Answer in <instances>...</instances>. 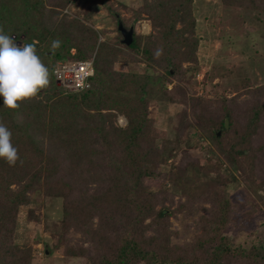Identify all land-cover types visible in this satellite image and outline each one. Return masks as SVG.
<instances>
[{
    "label": "trees",
    "instance_id": "obj_1",
    "mask_svg": "<svg viewBox=\"0 0 264 264\" xmlns=\"http://www.w3.org/2000/svg\"><path fill=\"white\" fill-rule=\"evenodd\" d=\"M71 4L72 0H0V28L16 42L34 43L49 70V85L35 98L15 110L2 107L0 100V123L12 132L19 156L12 166L0 160V264H34L31 247L14 245L13 236L20 208L28 206L35 193L61 200L56 246H64V257L85 259V264H264V245L231 248L221 235L234 213L229 200L198 186H186L179 196L171 190L172 172L161 169L163 150L150 146L147 115L150 98L183 105L182 119L187 120L190 110L187 138L193 132L198 144H212L222 156L213 158H224L229 165L209 167V173L182 152L179 169L184 183H202V174L234 182L238 170L264 183V85L214 100L187 94L179 84L185 81L187 86L191 81L186 75L200 70L192 16L198 8L208 13L219 6L237 9L248 22L264 23V0H142L134 7L135 20L144 13L153 32L144 37L132 31L131 43L123 45L126 51L115 42L97 44L95 29L63 15ZM53 40L60 41L58 48L51 47ZM69 50H76L77 60L95 52L90 87L81 92H64L52 75L56 64L70 57ZM124 55L145 65V73L114 69ZM186 62L191 65L183 68ZM153 68L162 71L161 84L155 85L156 78L149 74ZM174 81L177 84L167 93ZM107 110L123 115L126 127H117L116 115L104 113ZM183 127L180 122L175 138ZM160 178L167 183L151 184ZM198 211L201 215L193 222L199 233L189 242L171 244L170 237L177 234L170 230V218L179 212L192 217ZM70 231L80 239L72 243Z\"/></svg>",
    "mask_w": 264,
    "mask_h": 264
},
{
    "label": "rangeland",
    "instance_id": "obj_2",
    "mask_svg": "<svg viewBox=\"0 0 264 264\" xmlns=\"http://www.w3.org/2000/svg\"><path fill=\"white\" fill-rule=\"evenodd\" d=\"M141 1L72 0V4L61 12L69 17H77L84 24L95 29L99 34L97 44L115 42L119 50L126 51L123 46L125 44L122 42L123 36L118 32L117 22H120V27L124 26L127 31L132 29L135 35L147 37L153 32L147 15L141 13L140 19L135 20V15L138 13L134 14V7L137 2ZM204 1L216 3V0ZM192 16L194 18L196 16L194 19L196 26L193 28L194 37L198 39L196 60L200 70L194 75L190 72L186 75L185 78L191 81L187 86L185 81L179 83L181 86L184 85L187 94L215 100L219 96L232 98L247 89L264 85V23L256 19L248 22L239 10L220 6L215 8L212 13L204 12L202 8H198ZM71 52L69 50V56L73 55ZM90 58H93L94 61L95 52L91 54ZM189 64L186 62L182 67L186 68ZM113 68L132 70L139 74L146 71L145 65L141 62L130 61V57L127 55L119 56ZM149 74L156 78L155 85L161 84L159 76L163 73L160 69L153 68ZM176 84L175 81L169 84L166 87L167 93L171 92ZM171 96L169 95V97ZM243 97L245 96L240 98ZM168 101H166L169 103L166 108L162 106L166 102L156 98H150L147 104L148 122L151 128L148 139H150V146L153 150H163L161 169L163 171L170 170L173 175V178L168 181V186H171V190L176 195L178 193L183 195L186 186H198L201 191L210 189L217 198L229 200L234 213L221 235L227 239L231 248L240 247L248 250L253 246L264 245V183H257L255 179L243 174L240 170L233 174L236 180L234 182H227L226 176L217 177L215 174H209L207 178H204L202 174V183L195 185L193 182L184 183L180 179L182 171L179 169L181 168L182 152H186L188 156L194 158L200 169L207 168L209 173H212L209 167L218 169L217 166L228 167L229 165L224 158H219V160L213 158L217 155L221 156V154L212 144L208 142L198 144L194 139L193 132L188 137L189 139L187 138L190 110L186 111L185 119L187 120H184L181 110H186V107L181 104L174 106L171 105L170 100ZM85 112L94 113L89 110H85ZM104 113H113L116 115L115 125L120 128L126 127L127 120L123 115L109 110ZM180 122L184 125L183 133L177 139L173 132L175 133ZM189 130L192 128L189 127ZM211 149H213L214 156L209 153ZM161 183L166 184L167 179H154L151 182L153 186ZM30 196L29 205L20 208L18 212L13 244L19 247H31L34 264H85V259L64 257V246H56L61 233L59 222L61 200L48 199L41 193L30 194ZM176 199L178 198L175 197V201ZM199 205L208 206L203 202H200ZM164 212L166 213V211ZM200 215L201 211L193 214L192 217L186 216L185 212H179L175 218H170V230H174L177 234L170 237L171 244L189 242L195 233H199V231L196 232L193 220ZM80 237L73 231H70L68 235L69 239H73L72 243Z\"/></svg>",
    "mask_w": 264,
    "mask_h": 264
},
{
    "label": "clouds",
    "instance_id": "obj_3",
    "mask_svg": "<svg viewBox=\"0 0 264 264\" xmlns=\"http://www.w3.org/2000/svg\"><path fill=\"white\" fill-rule=\"evenodd\" d=\"M59 40L51 42L58 48ZM158 54V53H157ZM49 85V70L37 54L34 43H17L13 36L0 28V100L2 107L18 108L21 102L35 98ZM12 132L0 123V160L15 165L19 159L12 143Z\"/></svg>",
    "mask_w": 264,
    "mask_h": 264
},
{
    "label": "built area",
    "instance_id": "obj_4",
    "mask_svg": "<svg viewBox=\"0 0 264 264\" xmlns=\"http://www.w3.org/2000/svg\"><path fill=\"white\" fill-rule=\"evenodd\" d=\"M77 52L73 50V55L64 62L56 64L52 71L56 84L66 93L81 92L90 87L89 79L94 74L93 58L85 60L76 59Z\"/></svg>",
    "mask_w": 264,
    "mask_h": 264
},
{
    "label": "water",
    "instance_id": "obj_5",
    "mask_svg": "<svg viewBox=\"0 0 264 264\" xmlns=\"http://www.w3.org/2000/svg\"><path fill=\"white\" fill-rule=\"evenodd\" d=\"M119 30H120L121 35L123 36V41L122 42L125 45H129L130 42H131V40H132V38H131V36H132V29H129L127 31V30L123 29L122 27H120V24H119ZM225 127H227V121L225 122Z\"/></svg>",
    "mask_w": 264,
    "mask_h": 264
},
{
    "label": "flooded vegetation",
    "instance_id": "obj_6",
    "mask_svg": "<svg viewBox=\"0 0 264 264\" xmlns=\"http://www.w3.org/2000/svg\"><path fill=\"white\" fill-rule=\"evenodd\" d=\"M73 54V50H72V52H71V55Z\"/></svg>",
    "mask_w": 264,
    "mask_h": 264
}]
</instances>
